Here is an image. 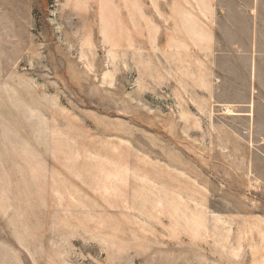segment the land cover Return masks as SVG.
<instances>
[{"label": "rangeland", "instance_id": "374dc122", "mask_svg": "<svg viewBox=\"0 0 264 264\" xmlns=\"http://www.w3.org/2000/svg\"><path fill=\"white\" fill-rule=\"evenodd\" d=\"M0 264H264V0H0Z\"/></svg>", "mask_w": 264, "mask_h": 264}]
</instances>
